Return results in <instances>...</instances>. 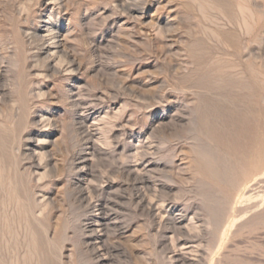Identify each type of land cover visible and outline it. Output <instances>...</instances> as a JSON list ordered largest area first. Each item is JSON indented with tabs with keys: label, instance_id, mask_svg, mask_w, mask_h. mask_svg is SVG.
Here are the masks:
<instances>
[{
	"label": "rangeland",
	"instance_id": "rangeland-1",
	"mask_svg": "<svg viewBox=\"0 0 264 264\" xmlns=\"http://www.w3.org/2000/svg\"><path fill=\"white\" fill-rule=\"evenodd\" d=\"M25 262L264 264V0H0V264Z\"/></svg>",
	"mask_w": 264,
	"mask_h": 264
},
{
	"label": "bare ground",
	"instance_id": "bare-ground-1",
	"mask_svg": "<svg viewBox=\"0 0 264 264\" xmlns=\"http://www.w3.org/2000/svg\"><path fill=\"white\" fill-rule=\"evenodd\" d=\"M56 1V0H55ZM134 2V1H133ZM241 12V11H240ZM252 17V16H251ZM50 32V31H49ZM56 38H57V36L56 35H54V37H53V39L52 40H56ZM44 39V38H43ZM48 43V42H47ZM46 43V44H47ZM42 44V43H41ZM50 44V43H49ZM53 44H54V47H56V49L59 47V44H58V42H55V41H53V43H52V46H53ZM39 46V45H38ZM47 46V45H46ZM50 46V45H49ZM40 48H41V45H40ZM43 48V47H42ZM16 49V48H15ZM43 50V49H42ZM61 50H63V49H61ZM40 51V50H39ZM58 51V50H57ZM54 52V51H53ZM62 52V51H61ZM59 53V52H58ZM60 54V53H59ZM62 55H63V53H62ZM65 55V54H64ZM64 57V56H63ZM248 61V60H247ZM67 63V62H66ZM71 64V63H70ZM219 65V64H218ZM252 65V64H251ZM246 66V65H245ZM57 69V68H56ZM71 70H73V69H71ZM219 70V69H218ZM223 70V69H222ZM229 71V70H228ZM222 72V71H221ZM219 75V74H218ZM215 82V81H214ZM242 82V81H241ZM211 83V82H210ZM244 87V86H243ZM242 88V87H241ZM243 94V93H242ZM243 97H245V96H243ZM216 103V102H215ZM238 112V111H237ZM239 113V112H238ZM245 122V121H244ZM230 123V122H229ZM252 123V122H251ZM208 125V124H207ZM245 125V124H244ZM239 126V125H238ZM205 128V127H204ZM244 128V127H243ZM252 128V127H251ZM242 132V131H241ZM249 133V132H248ZM241 134V133H240ZM218 135V134H217ZM238 135V134H237ZM245 136V135H244ZM236 138V137H235ZM243 139V138H242ZM249 141V140H248ZM232 142V141H231ZM236 143V142H235ZM238 143H240V142H238ZM250 144V143H249ZM248 149V148H247ZM241 152H243V151H241ZM245 154V153H244ZM197 157H199V156H197ZM244 159V158H243ZM248 159V158H247ZM242 162V161H241ZM248 163V162H247ZM211 164V163H210ZM201 165V164H200ZM209 165V164H208ZM201 166H203V165H201ZM205 166V165H204ZM203 166V167H204ZM207 166V165H206ZM212 166H213V164H212ZM217 166V165H216ZM248 166V165H247ZM204 169H208V168H204ZM209 169H211L210 167H209ZM238 170V169H237ZM203 171H205V170H203ZM211 171H213V170H209V171H207L208 173H210ZM224 171V170H223ZM227 171V170H226ZM225 171V172H226ZM206 172V173H207ZM231 173H232V171H230ZM204 173V172H203ZM206 174V175H209V174ZM212 173V172H211ZM210 173V176L212 175ZM214 173V172H213ZM228 173V172H227ZM241 173V172H240ZM234 174V173H233ZM223 175H226V174H223ZM222 175V176H223ZM237 175V174H236ZM213 176V175H212ZM230 176H231V174H230ZM233 177V176H232ZM230 177H228V179H229ZM219 179V178H218ZM229 181H230V179H229ZM240 181V180H239ZM101 249V248H100ZM106 249V248H105ZM94 250V249H93ZM108 251V250H107ZM99 253V252H98ZM100 255V254H99ZM25 264H26V262H25Z\"/></svg>",
	"mask_w": 264,
	"mask_h": 264
}]
</instances>
